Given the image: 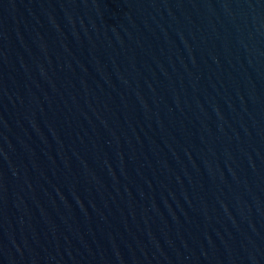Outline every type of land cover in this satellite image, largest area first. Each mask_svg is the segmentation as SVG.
<instances>
[{
  "label": "water",
  "instance_id": "obj_1",
  "mask_svg": "<svg viewBox=\"0 0 264 264\" xmlns=\"http://www.w3.org/2000/svg\"><path fill=\"white\" fill-rule=\"evenodd\" d=\"M0 264H264V0H0Z\"/></svg>",
  "mask_w": 264,
  "mask_h": 264
}]
</instances>
